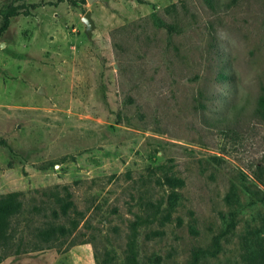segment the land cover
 I'll list each match as a JSON object with an SVG mask.
<instances>
[{"label": "rangeland", "instance_id": "obj_1", "mask_svg": "<svg viewBox=\"0 0 264 264\" xmlns=\"http://www.w3.org/2000/svg\"><path fill=\"white\" fill-rule=\"evenodd\" d=\"M70 1L0 0V264H264V0Z\"/></svg>", "mask_w": 264, "mask_h": 264}, {"label": "trees", "instance_id": "obj_2", "mask_svg": "<svg viewBox=\"0 0 264 264\" xmlns=\"http://www.w3.org/2000/svg\"><path fill=\"white\" fill-rule=\"evenodd\" d=\"M69 3L74 1L68 0ZM79 2H83V0H79ZM22 12V11H21ZM23 14H27V11H23ZM18 11L14 8H8L2 14V26L1 29L4 30L7 28L9 23V18L16 16ZM0 146L6 147L4 141L0 140ZM113 176V175H111ZM79 183V181H74L71 183V186H75ZM163 184L166 185L168 188H176L182 185V182L179 179L172 178V177H165L163 179ZM68 185H61V186H54L53 190L51 191L53 194V204L56 205L57 210L51 211L52 219H57L58 216L62 218H68L70 214L74 216H79V213L75 210L74 204L71 200V193L68 191ZM24 194L21 192H10L6 194L0 195V263L9 256L10 252V241L12 240V236L10 233L7 232L8 227V219L13 215L17 214L21 202L19 199L23 197ZM79 222V218H72L69 219V227H65L62 224H52L51 222H47L46 225L42 228L37 230L36 237L38 238L39 242L45 245L44 249L50 248H57L62 245V239L68 237L72 231L77 228V224ZM234 224L231 222L228 224L227 228H233ZM135 227V224L134 226ZM217 237L213 239V244L216 249L210 251L208 249H197L194 250L191 254V259L188 264H198L201 258L207 256H214L218 250L219 243L217 241ZM96 260V258H95ZM126 264H137L135 256L129 248L127 250V256L125 257ZM99 264H110L109 261H100Z\"/></svg>", "mask_w": 264, "mask_h": 264}, {"label": "water", "instance_id": "obj_3", "mask_svg": "<svg viewBox=\"0 0 264 264\" xmlns=\"http://www.w3.org/2000/svg\"><path fill=\"white\" fill-rule=\"evenodd\" d=\"M92 0H86L87 3L91 2ZM82 22L86 26V31L89 32L92 29V23L89 17V12L86 11L82 17Z\"/></svg>", "mask_w": 264, "mask_h": 264}]
</instances>
